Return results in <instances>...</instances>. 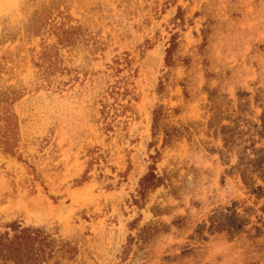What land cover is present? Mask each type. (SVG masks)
<instances>
[{"label":"rangeland","instance_id":"374dc122","mask_svg":"<svg viewBox=\"0 0 264 264\" xmlns=\"http://www.w3.org/2000/svg\"><path fill=\"white\" fill-rule=\"evenodd\" d=\"M11 222L41 264H264V0H0Z\"/></svg>","mask_w":264,"mask_h":264},{"label":"trees","instance_id":"16d2710c","mask_svg":"<svg viewBox=\"0 0 264 264\" xmlns=\"http://www.w3.org/2000/svg\"><path fill=\"white\" fill-rule=\"evenodd\" d=\"M0 233V264H41L50 254L51 242L37 227L14 222Z\"/></svg>","mask_w":264,"mask_h":264},{"label":"bare ground","instance_id":"6f19581e","mask_svg":"<svg viewBox=\"0 0 264 264\" xmlns=\"http://www.w3.org/2000/svg\"><path fill=\"white\" fill-rule=\"evenodd\" d=\"M40 201H41V200H40ZM38 203H39V202H38ZM35 204L37 205V202H35ZM35 204H34V205H35Z\"/></svg>","mask_w":264,"mask_h":264}]
</instances>
